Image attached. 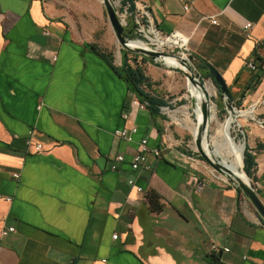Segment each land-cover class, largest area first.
<instances>
[{
    "label": "crops",
    "instance_id": "1",
    "mask_svg": "<svg viewBox=\"0 0 264 264\" xmlns=\"http://www.w3.org/2000/svg\"><path fill=\"white\" fill-rule=\"evenodd\" d=\"M135 4L148 7L164 35L188 38L194 68L219 73L226 115L231 103L260 100L256 118L239 123L245 147L264 145V75L246 69L256 52L264 56V0ZM103 16L100 0H0V264H264V223L198 159L179 125L182 106L171 101L169 115L157 116L132 104L126 61L106 47L117 42ZM145 61L159 93L179 87L181 73ZM133 128L131 141L118 134ZM143 140L150 170L133 171ZM118 156L124 163L113 171ZM255 160L252 181L264 196V152ZM149 189L161 198L158 214L145 199ZM9 227L15 232L2 236Z\"/></svg>",
    "mask_w": 264,
    "mask_h": 264
},
{
    "label": "water",
    "instance_id": "2",
    "mask_svg": "<svg viewBox=\"0 0 264 264\" xmlns=\"http://www.w3.org/2000/svg\"><path fill=\"white\" fill-rule=\"evenodd\" d=\"M101 3L104 7L116 41L122 50L145 58L150 62H156L157 64L160 63L172 71L181 73L188 80L189 84H194V81H197V83L201 86L205 94L204 117L201 123L197 121V126L193 134L196 151L212 170L231 180L237 195L245 199L257 213L259 218L264 222V203L261 201L252 179H250L244 171V175H241L231 170L229 166L227 167L226 165L228 162L226 155L219 154L220 152H218L210 143L209 118L211 112L209 109H211L210 101H214L215 97L206 93L205 83L201 76L198 75L199 72L192 64L188 63L184 58H181L177 54L149 46V44L151 45V38L149 34H147L143 29L138 28L135 23V27L130 29L127 28V24H124L123 18L119 14L122 0H101ZM134 34H137V37H135ZM169 59L174 61L173 66L166 65L165 61ZM205 68V74L209 75L213 79L215 85L220 87L221 92L226 93L225 82L222 80L219 73L208 64L205 65ZM122 77L130 88L131 84L126 78L124 71L122 72ZM245 148L246 147L244 145L243 153Z\"/></svg>",
    "mask_w": 264,
    "mask_h": 264
},
{
    "label": "built area",
    "instance_id": "3",
    "mask_svg": "<svg viewBox=\"0 0 264 264\" xmlns=\"http://www.w3.org/2000/svg\"><path fill=\"white\" fill-rule=\"evenodd\" d=\"M120 10L123 11V14L120 15L123 18V22L126 25L128 18H132L133 22L138 26V28L143 29L147 34H149L151 38V45L149 46L153 48H157L159 50L167 51V50H176L177 55L180 56L181 58H184L188 63H191V54L189 52V49L187 48V43H188V38L185 37L184 35L178 33V32H172L170 35H164L160 29L157 27L156 23L152 19V16L150 15L148 11V7L142 5L139 8L134 9L132 12L129 11V6H125L121 4ZM215 24L216 22L213 21ZM245 36L246 38L250 39L252 38V33H251V24L245 25ZM155 41L160 40L161 45L158 46L157 44L154 43ZM157 65V63L155 62ZM246 69L254 75L262 74L264 75V56L262 58L258 57L257 52L255 55H253L247 62H246ZM132 104L137 107L139 110H145L147 108L146 104L139 102L137 99L133 98ZM173 104V103H172ZM260 104V100H255L252 105H250L247 108H241L235 103H231L229 106V116L230 120L229 123H236V126L239 128L240 126V121L241 120H250V119H255L256 118V107ZM161 113L165 115H169L170 110L168 107H163L161 108ZM127 118V116H125ZM137 132L135 128L131 130V132H127L126 130H122L118 132L120 136L123 138L127 139L128 141H131L133 139V135ZM26 147L28 148H33L35 152H39L42 150V146L40 144H34L32 141L27 140L25 142ZM142 150L136 154L130 163V168L133 171H147L150 170V166L147 163V156L152 152L151 149L149 148L148 140H143L142 141ZM157 154V153H156ZM112 164V170L113 171H119L120 165L124 163V157L123 156H118ZM213 175L214 179H219L222 180L219 176ZM199 180L195 177H193V183L197 184ZM130 185L134 186V181L129 182ZM137 191H142L141 188H136ZM15 232L14 227H9L5 228L2 230L1 235L6 236L10 233ZM114 240L117 239V235H113L112 237ZM212 252H222V253H228L229 249L228 248H221L217 245H212L211 246Z\"/></svg>",
    "mask_w": 264,
    "mask_h": 264
},
{
    "label": "trees",
    "instance_id": "4",
    "mask_svg": "<svg viewBox=\"0 0 264 264\" xmlns=\"http://www.w3.org/2000/svg\"><path fill=\"white\" fill-rule=\"evenodd\" d=\"M123 4L125 6H129V11L134 10L135 0H123ZM127 28L135 27V24L132 19L127 21ZM137 37V34H134ZM95 54L100 56L103 61L111 66L112 59L111 56L101 53L99 48L96 45H88ZM124 59L126 61L124 67V73L126 78L129 80L131 87L129 88L130 92L133 94L134 98L137 99L139 102L146 104L148 111L152 115H159L161 108L169 107V103L173 100L171 99V95L164 96L165 93H159L155 86H159L158 82H152V80L146 76L145 70V58L139 57L137 55L130 54L124 50H122ZM132 55V56H131ZM195 69L201 75L202 79L210 78L209 76L205 75V66L198 65V63H194ZM217 89V99L215 104L219 110L218 118L223 119L226 115L225 110V101L223 100L225 94L220 91V87L216 86ZM264 152V145L261 143H257L255 147L251 148L248 145L245 148L243 154V171L244 173L253 181L256 182V155L259 153ZM196 156L199 160L203 161L200 155L197 153ZM259 197L264 202V196H262V191H259ZM145 199L149 205V210L153 214H158L160 212V196L152 189H149L145 194ZM262 221V220H261ZM263 222V221H262ZM264 223V222H263Z\"/></svg>",
    "mask_w": 264,
    "mask_h": 264
},
{
    "label": "rangeland",
    "instance_id": "5",
    "mask_svg": "<svg viewBox=\"0 0 264 264\" xmlns=\"http://www.w3.org/2000/svg\"><path fill=\"white\" fill-rule=\"evenodd\" d=\"M82 1L85 2V3H90L92 0H82ZM96 1H98V0H96ZM135 5H134V9H136ZM119 14L122 15L123 11L120 10ZM128 19H132V18H128ZM95 21L100 23V18H98V19L95 18ZM101 22L103 24L102 27H105L107 29H109L111 27L110 24H109V21L107 19V16H105V17L103 16V18L101 19ZM126 22H127V20H126ZM114 39L116 40V38H114ZM111 41H114L112 39V36H111ZM103 44H104V46L106 45L105 41L103 42ZM106 47L108 49L112 48L111 53L114 55L113 59L117 63L124 59L122 48L119 46L118 42L116 44L117 48H115V49H114V45L113 46L112 45L111 46L110 45H106ZM167 51H169L170 53L178 54L176 50H173V51L172 50H167ZM174 79H175V82L179 83V87L175 88L174 83L171 82L170 83L171 85H169V89H168V86L166 87L165 94L172 95V98H171V99H173L172 101H175L177 103L175 105V107H179V105L182 106L181 108H179V110L182 111V113H183V115L181 117L182 120L180 121L179 125L183 128V130H184L183 133L188 135L187 137H189V139L192 141V144H193V131L195 130V128L197 126L196 118H195V116L193 114V111H194V107L197 106V99L193 95H191L190 84L184 78V76L182 74L175 75ZM203 81L205 83V86L209 89V91L213 95V97H215L214 101H210V106H211L210 108L212 109V112L210 113V116L212 115V113L214 111V113L216 114V117H217V123L216 124H214V123L211 124L210 137H211V144L216 149V145L214 144V141H213L212 137L219 130V124H221L224 127L229 122L230 116H229V111H228L227 115H225V117H223V119H219L218 118L219 110H218V108H217V106L215 104V101L217 99V89H216L213 81L210 78L203 79ZM172 85H173V87H172ZM177 114H179V116H180L179 112H177ZM235 127H236V123L235 122L231 123V127H230L231 139L233 140L234 143H236L237 145H241L243 147L244 146V142L242 141V138H241V128L236 130ZM220 142H222V139H220ZM218 150L223 152L222 149H218ZM242 168H243V165H242ZM208 169L212 172V174L217 175V176H219L222 179V180H219L220 181L219 183H222L223 185H229V186L233 187V183L231 182L230 179H228L225 176H222V175L216 173L214 170H212L209 167V165H208ZM255 187H256V185H255ZM261 201H262V199H261ZM248 207L252 211H254L253 208L250 205Z\"/></svg>",
    "mask_w": 264,
    "mask_h": 264
},
{
    "label": "bare ground",
    "instance_id": "6",
    "mask_svg": "<svg viewBox=\"0 0 264 264\" xmlns=\"http://www.w3.org/2000/svg\"><path fill=\"white\" fill-rule=\"evenodd\" d=\"M154 43L158 46L161 45L160 40L155 41ZM166 65L173 66L174 61L172 59L165 61ZM206 93L210 96H213L209 89L205 86ZM190 92L191 95H193L197 99V106L194 107L193 114L196 118V122H202V119L204 117V103H205V94L202 90L201 86L197 83V81H194V84H190ZM210 112H212V109H209ZM217 123V117L216 114L212 113V115L209 118V129L211 127V124ZM230 127L229 122L223 127L221 124H219V130L214 134L212 137L214 144L216 145V150L220 152L219 154H224L227 157L228 164L231 170L234 172H237L241 175H244L243 173V147L241 145H237L233 142L230 136ZM236 130L239 129L238 126L235 127ZM195 130L193 131L194 134ZM220 139H222V142H220ZM210 143H211V137H210ZM212 145V144H211ZM222 149V151H219L218 149ZM225 164V163H224Z\"/></svg>",
    "mask_w": 264,
    "mask_h": 264
},
{
    "label": "flooded vegetation",
    "instance_id": "7",
    "mask_svg": "<svg viewBox=\"0 0 264 264\" xmlns=\"http://www.w3.org/2000/svg\"><path fill=\"white\" fill-rule=\"evenodd\" d=\"M198 71V70H197Z\"/></svg>",
    "mask_w": 264,
    "mask_h": 264
}]
</instances>
